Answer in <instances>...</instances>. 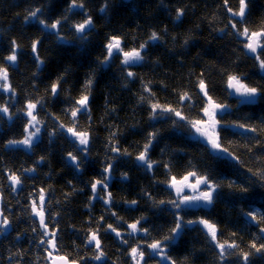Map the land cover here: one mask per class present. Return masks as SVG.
<instances>
[{"label": "trees", "instance_id": "obj_1", "mask_svg": "<svg viewBox=\"0 0 264 264\" xmlns=\"http://www.w3.org/2000/svg\"><path fill=\"white\" fill-rule=\"evenodd\" d=\"M53 1L56 2V11L64 13L69 0ZM138 1L144 3L147 9H143L139 18L133 20L125 2L109 0V7L101 16L100 9L94 6L95 2L85 0L87 12L100 28L93 29L82 49L79 44L70 48V42L60 43L34 20L25 23L24 17L28 12L24 14L18 10L14 0L8 6L0 0V23L8 28L0 35V65L7 67L10 84L16 93L12 96L0 89V105L9 107L8 114L0 113V204L3 215L13 227L10 236L0 241V264H48L49 252L79 264H132L128 255L130 246L161 239L174 226L171 205L158 203L175 197V190L163 182H170L172 176L180 180L193 170L200 175L207 174L222 187L214 205L181 211L186 220L205 218L215 222L219 230L218 239L235 240L244 251H249L254 236L260 235L255 222L249 223L251 218L245 217L241 210L264 214V181L253 175L258 170H264V94L251 98L252 103H242L246 99L231 98L224 85L227 82L225 74L233 72L242 83L264 89V70L260 69L256 54L248 56L242 40L217 36V25H226L231 30L228 22L236 20L229 17L225 0ZM228 6L238 11L239 0H228ZM177 9H183L179 19H176ZM17 10L20 14L16 17ZM248 12L246 25H238V28L242 30L247 26L250 31H255L264 26V0H251ZM78 14L69 16L68 24L61 33L68 41L73 31L69 24H75L77 19L84 17ZM40 17L56 19L52 13L48 18ZM150 28H154L160 39L153 41L154 45L145 54V61L131 68L135 76L131 82L124 79L128 89L118 92L115 87H119L120 82L115 79L111 67L102 69L99 65V60L106 54V38L116 35L122 38L125 50L138 48L141 43L149 41L150 33L147 31ZM37 38L41 41L39 55L45 64L40 74L33 76L36 64L31 43ZM12 40L21 46L16 64L4 59L11 54ZM24 47L28 48L27 52ZM119 58L120 55L114 57L109 65L116 63L115 66H119ZM21 59L25 65L20 62ZM65 69L69 71L61 82L59 96L53 99L46 89L50 90L51 83ZM93 74L90 118L89 113H84L77 119L80 130L87 129L90 133V144L85 153L77 150L72 143L74 138L66 132V128L72 126V118L65 109L72 106L75 98H79L82 85ZM201 75H205L213 99L228 106L218 110L220 125L217 127L223 145L239 158L238 161L224 153L215 155L201 138L188 136H196L193 133L195 129L174 114L162 113L156 119H150L146 112L149 109L151 113L152 103H159L180 110L187 119L207 120L202 111L206 99L200 95L198 86ZM34 83L43 87L33 86ZM144 85L161 92L159 99H145ZM110 90L116 91V95ZM184 92L192 96L191 107L188 102L179 103V97ZM42 97L44 106L42 109L38 106L36 114L43 123L37 125L40 133L38 138H34L32 147L9 145L8 141L23 140L26 135L24 128L28 117L21 109L28 102ZM141 97L144 99L141 100ZM63 107L64 112L53 119ZM173 120L179 126L173 125ZM59 124H63L65 130H60ZM237 124H244L246 128L235 127ZM247 128L257 131H248ZM31 130L35 131L34 128ZM154 130H158L159 135L148 155L157 163L152 171H147L135 157L143 150L149 133ZM53 132L56 134L50 136L49 133ZM113 145L120 149V154L111 151ZM124 150L131 155H123ZM68 152L78 156L79 170L69 161ZM41 157H44L43 161L37 163ZM176 159L180 162L176 163ZM109 163L113 164L109 187L99 195L107 198V192H111L113 203L110 206L100 198L90 200L93 195L92 172L107 167ZM32 168L35 171H25ZM9 173H15L21 179L17 191L12 190ZM123 173H127V179H122ZM242 187L248 188V191L241 192ZM41 189L45 190L48 229L57 233L56 250L40 243L43 229L32 215V202L35 200L39 205ZM133 200L137 201L136 205H131ZM113 212L116 216L112 215ZM141 216L146 217L142 226L151 229V236L146 239L142 233L135 238L125 235L129 243L123 244L115 233L107 230L108 224H112L125 234L130 231L127 225ZM101 217L104 220L100 222L99 238L105 258L96 261L92 259L94 244L87 245L85 240L90 232L97 230ZM117 217L120 219L117 220ZM167 251L178 264H235L237 261L236 256L229 257L226 262L220 261L218 250L209 243L202 226L186 229ZM81 257L85 259L81 260ZM159 259L158 256L149 259L148 264H156ZM250 259L251 264H264L262 255L257 254Z\"/></svg>", "mask_w": 264, "mask_h": 264}, {"label": "snow or ice", "instance_id": "obj_2", "mask_svg": "<svg viewBox=\"0 0 264 264\" xmlns=\"http://www.w3.org/2000/svg\"><path fill=\"white\" fill-rule=\"evenodd\" d=\"M251 0H239V9L238 11L233 10L232 7L228 6V0H225V6L227 7L228 13L232 17H236L235 21L230 20L229 23L231 24V32L229 34H234L237 37H243L246 43H244V48L248 50L249 53L256 54L255 59L259 62V67L261 70H264V26H262L259 30L250 31V29L245 26L241 30L238 28V25H246L247 23V16L249 14L248 9ZM109 7V0H105L104 6L100 8L101 13H105ZM75 10H79L84 16V19L80 22H76L75 24L70 25L71 28L74 29L73 39L79 41L81 44H84L88 38L90 33L95 28L93 23L92 16L86 10L85 0H69V3L64 10V13L61 14L59 18L54 20L50 19H42L40 14L42 13V8H36L35 10H29L27 15L25 16V21L34 20L39 25L42 26L43 30L53 34L56 39L62 43L67 44L69 41L66 39L65 36L61 35L64 31V26L68 24L70 17L68 13H74ZM183 15V9H177L176 19H179ZM223 31V29L221 30ZM160 39V35L153 31L149 37V41H158ZM107 42L104 45L106 50V54L104 55L103 59L99 60L100 66L109 65L110 62L114 57L117 55H122L123 59L121 60L122 71L135 64L143 63L145 60V55L142 53L147 49L149 41H145L141 43L138 48H132L129 50H125V47L122 43V38L116 35H111L106 38ZM41 43L40 39L37 38L32 41L31 43V52L34 56V61L36 64L37 70H40L42 66L45 64L44 59H42L39 55L38 45ZM187 43V41H185ZM20 45L17 43L16 40L11 41V49L10 53L4 59L12 64L17 63V56L20 50ZM258 49L260 50L258 54ZM69 69H65L64 73H61L50 85V95L53 99L59 96L61 90V82L65 80V76L67 75ZM37 73H33V76H36ZM126 76L128 78H133L135 73L132 71H127ZM94 83V74L90 75L82 85V91L79 98L74 100V103L70 108H66L65 112H70L71 115V127L66 128V132L70 134L72 143L77 147L78 151L87 152L88 145L90 144V133L87 129L80 130L77 119L80 114L89 113L90 118V95L92 86ZM35 86V83L33 84ZM199 89L200 92L203 94L204 98H206V104L202 108L204 116L207 117V120L203 118L197 120H190L187 119L184 115H182L181 111L170 107V106H161L159 103H152L150 119H156L159 114L168 113L174 114L179 120H185L186 123L195 129V132L199 134L200 137H203L207 141V145H210L211 149L215 153H224L227 156L231 157L233 160L238 161V157L235 156L231 151H229L228 147H225L222 143V138L219 135L218 125H220V121L217 119V116L220 115V111L226 109L228 106L216 102L213 97L209 94L208 85L205 83V80L201 78L199 80ZM227 87L228 89L234 90L236 95L241 97H246L242 103H252L253 99L258 95L264 94V89L260 88L259 86H249L245 83L241 82V78L234 75H228L227 79ZM0 89H2L5 93H11L12 96H15V89L11 86L9 80V74L7 67L4 65H0ZM144 90L151 94L150 89L147 85H144ZM49 89H46L48 92ZM71 99V97H69ZM144 97H141L143 100ZM192 96L188 92H184L179 97V103L188 102V106L191 107ZM44 98L42 97L35 102H28L23 111L24 115L28 117V122L25 125L24 132L26 133L23 140H10L8 141L9 145H23L26 148H31L34 142V138H38L40 133V128L37 125L43 123V121L37 119L36 110L37 107L40 106L42 109L44 106ZM220 110V111H218ZM0 113L8 114L9 107L6 105H0ZM173 125H177V121H172ZM207 124L211 131L199 127L198 125ZM235 127L238 128H246L244 124H237ZM35 129L32 131L31 129ZM58 128L60 130H65V126L63 124H59ZM246 130L255 132L257 129L255 128H247ZM56 133H49L50 136H54ZM115 136V133L111 134ZM159 135L158 130H154L150 132L148 135L147 142L143 145V150L139 152V154L135 157V159L140 163L141 166L146 167L147 171H152L154 165L157 163L152 161L150 156L148 155L149 150L151 149L153 142L155 141L156 137ZM78 142V143H77ZM111 151L114 153L120 154V149L113 145ZM163 151V150H162ZM251 151V149H249ZM123 155H131L124 150L122 153ZM67 157L71 164L74 166L75 169H80V161L77 155H74L73 152H68ZM44 157L40 158V161L37 163L42 162ZM167 168L168 166L165 165ZM113 169V164L109 163L107 167H104L102 170L101 178L96 179L94 182H91V190H92V197L91 199H103L105 205H111L112 201V194L111 192H107V198L101 197L99 194L101 191H107L109 185L108 181L111 179V171ZM25 171H35L34 168L26 169ZM106 174V175H105ZM253 175L260 177L262 181H264V170H258L254 172ZM190 178H195V182H189ZM9 181L11 182V187L13 191H17V186L21 184V179L15 173H9L8 176ZM122 179H127V173L122 174ZM158 183H161L158 181ZM167 183L170 189L175 190V197L170 198L168 200H160L158 203L160 205H171V209L173 210V224L174 226L170 228L168 234L164 235L161 239H153L150 243H137L135 246H130V250L128 251V255L131 257L132 264H148L149 259H154L155 257H160V259L156 262V264H178L176 260H174L168 253L167 249L170 245L174 244L178 237L186 229H191L193 226H202V231L205 233L207 240L214 245L215 249L218 250V259L222 262H226L229 257L236 256L237 261L235 264H239L240 261L243 264H251V257L254 255H262L264 256V214L257 213L255 211H248L243 212L242 214L245 217H250L249 223L255 222L256 226L259 228V236H254V239L249 244V251H244L239 248V245L236 243L235 240L232 241H220L218 239V227L217 224L209 219L205 218H198L196 220H186L184 216L180 213L181 211L187 208L193 207H208L214 203V200L219 195L218 190L222 187V184L213 181L210 176L207 174L200 175L195 170L189 171L187 175L183 176L182 179L177 180L175 176L171 177L170 182H163ZM229 187H233V184H229ZM190 190L191 195L187 194L185 190ZM241 192H247L248 188L242 187L240 188ZM45 190H40L39 195V205L35 200L32 202V215L39 218L40 228L43 229L42 237L40 240L41 244H47L49 248L56 250L57 243H56V236L57 233L55 231H49L48 224L46 223V201H45ZM145 195H149L145 193ZM151 198V197H149ZM131 205H136L137 201L133 200L130 202ZM113 216H116V213H112ZM120 218L117 217V220ZM104 220V217L100 218L98 222V228L95 231L89 233L87 239L85 240V244L93 245L94 244V255L92 259L96 261H102L105 258V253L102 249L101 240L99 238V226L100 222ZM146 221V217L141 216L138 218L134 223H129L127 225L128 231L125 234H122L120 231L117 230L116 227H113L112 224H108L107 230L115 233L117 239L120 240L123 244H128L129 241L124 238V236L135 238L139 234H143V238H148L151 236V229L142 226V222ZM9 225V220L6 216H3V213H0V230L6 229ZM35 232L36 229L33 228ZM233 236L236 233H232ZM49 239H45V238ZM254 250V251H253ZM49 257H52V252L48 253ZM85 259L81 257V260ZM187 260V257L185 258ZM57 261L63 262V264H78L77 261H71L67 259L65 256H55L51 260V264H57Z\"/></svg>", "mask_w": 264, "mask_h": 264}, {"label": "bare ground", "instance_id": "obj_3", "mask_svg": "<svg viewBox=\"0 0 264 264\" xmlns=\"http://www.w3.org/2000/svg\"><path fill=\"white\" fill-rule=\"evenodd\" d=\"M1 1L4 3L5 6H8L10 4L9 2L11 0H1ZM116 1H118L119 3L125 2V3L128 4L129 10H131V13L133 15V20L139 18V15H141L140 13H142V11H144L143 9H145V8L147 9V7L145 6V4L144 3L141 4V2L138 1V0H116ZM14 2L16 4V6H17V9L18 10H21L24 14H25V12H28L30 8L32 10H35L36 8H42L43 11H42V13L40 15L42 17H46V18L50 17V13L53 14V16H54L53 18H59L61 16V14H62V13H58L56 11V9H55L57 7L56 4H55L56 2H54L53 0H52V2L49 1V0H47V1L46 0H42V1H39V0H14ZM93 2H95L94 6L96 7V9L97 8L100 9L105 4V0H93ZM18 10L15 13V14H17L16 17L18 16V14H20ZM75 13H79L78 15H81L82 14L81 12H79V10H75L74 13H68V16L73 17L75 15ZM99 14H101V16H102L104 13L99 12ZM105 17H107V16H105ZM229 17H232V16L229 14ZM232 18H236V17H232ZM24 19H25V17H24ZM83 19H84V17H82V19H77V22H80ZM236 19H238V18H236ZM25 23H26V21H25ZM70 25H72V24H69V27H70ZM94 25H95V29L96 30H98L100 28L97 25L96 22H94ZM7 29L8 28L6 27V25H3L2 23H0V35H2L3 32H5ZM153 29L154 28H150L147 32L150 33V35H151V32H153ZM222 29H223V31H221ZM230 32H231V30L227 29L226 28V25L225 26L224 25L222 26L221 24L220 25H217L216 34L219 37L220 36L221 37H223V36H227V37L230 36V37H232V39H236L237 41L242 40V43H241L242 45H244V43H246V41L244 40L243 37H237L234 34H229ZM73 33H74V29H73L72 34L70 36V40H69L70 43L68 44L69 47L70 48H73L76 44H79L80 47L83 49L85 47V44H81L79 41L73 39ZM150 35H148V38H149ZM152 43H153V41H150L149 42L147 49L142 53L143 55H145V54L148 53V49L151 48L152 45H154ZM24 49H25V52H27L28 48L24 47ZM244 50H245V53L248 55V53H247V51H246L245 48H244ZM18 53H20V52H18ZM248 56H250V55H248ZM250 57H252V56H250ZM122 59H123V57H122V55H120V58H119V66H115L116 63H114L113 65H109V66L108 65L101 66L102 69L103 68L111 67V70L113 71V75L115 76V79L120 82L119 83L120 86L119 87H115L118 92L122 91L123 89H128V87H127V84L128 83L126 84V82L124 81V79H127L129 82H131L130 80L132 78H128L126 76V72L127 71H132L131 68L134 67V65H132L130 67L125 68L122 71V67H123L121 65V60ZM20 62L21 63L23 62V65H25V63H24L25 61L23 59H21ZM111 64H112V62H111ZM23 65L20 64V66H23ZM136 65H138V64H136ZM40 71H41V69L40 70H37V68H36V73H38V75L40 74ZM228 75H234V73L233 72H229V73L225 74V77L227 79H228ZM196 77H198V76H196ZM198 78L199 79L203 78L205 80V83L207 84V79H206L205 75H201ZM244 78L246 80H248V77H247L246 74H244ZM9 80H10V78H9ZM35 85L40 86V87H43L41 84L38 85L36 83ZM224 85H225V91L226 90L228 91V94H229V96L231 98H233V99H248L246 97L245 98H242L241 96L236 95V93L234 92V90L228 89L227 82ZM150 91H151V94L149 92L145 91V94L147 96L145 99H159V96L161 95V92L154 91L152 88H150ZM110 92H111V90H110ZM111 93L115 96L117 92L116 91H113ZM200 95L202 97H204L202 93H200ZM66 99H69V97H67ZM63 112H64V107L62 108V110H60L59 112H57V113L54 114L53 119L57 118ZM146 112H147L148 116H150L149 109H147ZM185 139H187L189 141H192L189 137H185ZM178 162H180V160L179 159H176V163H178ZM103 167H105V166H103ZM103 167H100V169L97 172H92V174H91V177H92L91 182H94L96 179H100L101 178V175L99 173L103 169ZM189 182H191L190 179H189ZM2 212H4V211L2 210V207L0 206V213H2ZM34 217L39 221V218L38 217H36V216H34ZM12 228H11V223L9 222V225L7 226V228L6 229H3L2 234L0 235V241L1 240H4L8 236H10V234L12 233ZM192 232L196 233V231H192Z\"/></svg>", "mask_w": 264, "mask_h": 264}, {"label": "rangeland", "instance_id": "obj_4", "mask_svg": "<svg viewBox=\"0 0 264 264\" xmlns=\"http://www.w3.org/2000/svg\"><path fill=\"white\" fill-rule=\"evenodd\" d=\"M222 35V34H221ZM218 36V35H217ZM219 37V36H218ZM221 37V36H220ZM223 37H225V36H223ZM222 88V87H221ZM222 90H223V88H222ZM242 98H245V97H242ZM206 99V98H205ZM199 127H202V128H204V129H207V130H210V128L208 127V125L207 124H202V125H198ZM196 136H194V135H188V136H190L191 138H194V139H196V138H201L204 142H206L207 143V141H206V139L205 138H203V137H200L199 136V134L198 133H196V132H193ZM209 146V149L211 150V151H213L212 149H211V147H210V145H208ZM213 153H214V151H213ZM215 155H219V154H217V153H214ZM202 175H204V174H202ZM190 180H191V182H195V179H193V178H190ZM186 192H187V194H189V195H191V191L190 190H185ZM213 205H214V203H213ZM210 243V242H209ZM211 244V243H210Z\"/></svg>", "mask_w": 264, "mask_h": 264}, {"label": "water", "instance_id": "obj_5", "mask_svg": "<svg viewBox=\"0 0 264 264\" xmlns=\"http://www.w3.org/2000/svg\"><path fill=\"white\" fill-rule=\"evenodd\" d=\"M258 50H259V49H258ZM246 51H247L248 55H250V56L255 55V54L249 53L247 49H246ZM55 256H57V255H53V256L51 257V259H50V261H49V264H51V260H52ZM59 256H63V255H59ZM69 262H71V261H69ZM57 264H63V262L57 261ZM78 264H79V263H78Z\"/></svg>", "mask_w": 264, "mask_h": 264}]
</instances>
